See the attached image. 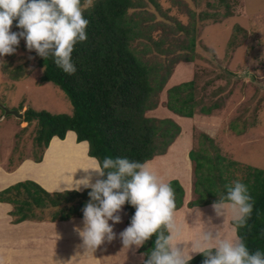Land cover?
<instances>
[{"label":"trees","instance_id":"1","mask_svg":"<svg viewBox=\"0 0 264 264\" xmlns=\"http://www.w3.org/2000/svg\"><path fill=\"white\" fill-rule=\"evenodd\" d=\"M148 1L160 8L155 0ZM136 9H144L136 0H92L91 5L85 7L84 15L90 21L88 39L78 43L73 52L75 74L63 72L53 58L45 60L36 54L38 65L43 69L40 82L58 87L70 101L72 114L52 115L27 109L22 121L28 125L36 122L38 127L34 137L36 155L19 159L8 172L25 160L40 163L55 139L51 140L63 141L69 132L75 134L76 143H87L90 158L127 157L149 162L167 154L182 128L175 120L151 117L150 112L159 106L158 96L172 75L173 65L194 61L196 28L186 30L178 24L179 32L189 37L184 41L188 53L172 59L169 66H152L132 47L133 42L143 37L137 28L136 14H129ZM12 28H16L15 21ZM198 98L195 81L184 82L168 89L165 109L185 119H193L197 113L210 116L219 110L218 103L204 106ZM201 139L209 147L192 148L188 153L194 199L187 203V208L211 206L218 197L226 195V185L240 180L248 186L255 206L239 235L250 251H264V170L224 157L213 139L204 133ZM169 183L175 193L176 209L180 210L185 191L177 180ZM89 190L49 193L32 181H23L0 191V203L11 207L8 215L13 224L33 220L66 222L83 219L82 209L89 200ZM123 208L129 225L135 209L128 204ZM51 210L54 213L46 218L45 214ZM154 241L155 237L147 241L139 252H149ZM144 259L146 255L139 264H143ZM203 259V254H198L190 264H202Z\"/></svg>","mask_w":264,"mask_h":264},{"label":"rangeland","instance_id":"2","mask_svg":"<svg viewBox=\"0 0 264 264\" xmlns=\"http://www.w3.org/2000/svg\"><path fill=\"white\" fill-rule=\"evenodd\" d=\"M136 1L144 9L132 10L129 14H136L137 28L143 37L133 42L132 47L149 65L169 66L174 59L186 55L184 41L189 37L179 32L178 24L186 30L196 28L194 61L173 65L172 75L158 96L159 106L150 115L176 121L182 128L179 145L189 142L191 149L208 148L201 139L204 133L213 139L224 157L264 170V0H155L159 9L148 0ZM12 31L19 30L12 28ZM3 59L6 64H0L1 105L22 114L27 109L52 115L72 114L66 95L52 83L40 82L43 69L38 65L35 51L29 52L24 40L20 41L16 54ZM192 80L201 105L218 103L219 110L210 116L197 113L193 119H185L165 109L168 89ZM3 114L0 109V172L8 171L19 159L36 155L34 137L38 129L36 122L28 125L23 119ZM93 167L85 144L76 143L73 136L68 135L64 141L54 140L50 144L40 170L48 178L71 186L72 177L79 179L85 175V170ZM159 173L164 182L176 176L169 169ZM188 173V180L184 179L183 184L186 192L191 191L193 181L191 171ZM93 177L97 178L94 173ZM192 199L194 196L190 201ZM228 210L219 218L215 217L211 206L203 212L185 217L180 213L179 216L181 221L202 222L200 226L210 228L213 224L220 226V219L232 216ZM53 213V210L47 212L46 218ZM120 215L122 222L114 226L117 254L124 264L139 262L143 259L139 249H130L136 251L135 257L129 249L123 248L119 233L128 226L124 208ZM208 217H212V221H208ZM183 231L185 237L194 235V230L186 226ZM223 234L228 237L227 232ZM75 244L73 242V246ZM31 246L22 245L20 250ZM65 256L62 264H79L80 258L75 253Z\"/></svg>","mask_w":264,"mask_h":264},{"label":"clouds","instance_id":"3","mask_svg":"<svg viewBox=\"0 0 264 264\" xmlns=\"http://www.w3.org/2000/svg\"><path fill=\"white\" fill-rule=\"evenodd\" d=\"M91 3L92 0H0V64H6L3 58L16 54L24 40L29 52L35 51L45 60L51 57L63 72L75 74L73 52L78 43L88 39L90 21L84 11ZM14 21L19 31H12ZM92 159L96 161L94 167L85 170L79 179L72 177L70 188L77 192L90 189L82 209L83 227L75 229L86 252H94L106 240L116 238L114 226L122 222L120 213L128 204L135 212L119 233L123 248L138 250L155 237L154 247L141 253L147 256L143 264H190L197 253L204 256L202 264H264V251H250L239 235L255 206L245 183L235 180L226 185V195L211 205L217 218L231 210L233 238L223 237L221 229L213 224L204 229L197 243L181 248L173 243L177 209L171 184L155 174L147 161L110 156ZM212 219L208 217V221ZM192 248L198 250L193 252Z\"/></svg>","mask_w":264,"mask_h":264},{"label":"crops","instance_id":"4","mask_svg":"<svg viewBox=\"0 0 264 264\" xmlns=\"http://www.w3.org/2000/svg\"><path fill=\"white\" fill-rule=\"evenodd\" d=\"M150 116L153 117L152 115ZM68 135L73 136L76 140L72 132H69L67 136ZM180 137L169 148L166 155L156 157L148 163L149 167L159 177L162 176L163 172H159L163 169H169V172H174L176 176L173 179L177 180L183 187L184 179L188 180V172L189 170L191 171V162L188 157L191 147L189 142L182 143L181 145L177 144L181 139ZM54 139L61 141L57 138H53L51 142ZM81 144H85L86 150L88 151L87 143ZM184 146H186L185 150ZM88 158L95 165L96 161L90 157ZM43 160L40 163L25 160L11 172H0V191L23 181H32L49 193L71 191V186L63 185L60 182L48 178L46 174L41 173L40 168L43 164ZM184 191V205L175 213L176 235L173 239V243L179 244L178 246L181 248L197 243L201 238L199 233H202L206 228L205 226H200L202 222H194L193 220H187L186 222L181 221L182 218L179 216L180 213L184 214L185 217L186 215L203 212V209L207 208H187L186 205L191 199L192 190H187V192L186 190ZM195 209L196 211H194ZM9 211H11L9 205L0 203V264H62V258L66 257L65 255L69 253H75L80 258L79 264H124L123 260H121L117 254L118 251L115 249V240L111 242L106 240L94 252L91 251L88 254L86 253V249L82 246V239L75 230L77 227H83V219L74 218L66 222L33 220L25 221L20 224H13L11 217L8 215ZM228 211L231 213L230 209ZM220 220L221 225L217 227L221 229V235L225 237L223 233L227 232L228 237L226 238H233V233L231 231L232 216ZM184 226L189 230H194L192 231L194 235L185 237L183 231ZM73 242H76L74 246ZM22 245L32 246L31 248L20 250V246ZM124 249L125 251L128 250V248ZM190 250L194 252L198 249L192 248ZM130 252L135 256L136 251L130 250ZM197 254H194V256ZM140 262L141 261H136L131 264H139Z\"/></svg>","mask_w":264,"mask_h":264},{"label":"water","instance_id":"5","mask_svg":"<svg viewBox=\"0 0 264 264\" xmlns=\"http://www.w3.org/2000/svg\"><path fill=\"white\" fill-rule=\"evenodd\" d=\"M0 109L3 110V112H4L3 116L4 117L13 116V117H15V118H17L19 120L23 119V114L20 113V112H17L15 110H10V109H8L7 107H5V106H3L1 104H0Z\"/></svg>","mask_w":264,"mask_h":264}]
</instances>
